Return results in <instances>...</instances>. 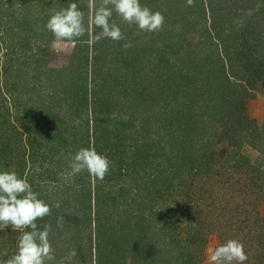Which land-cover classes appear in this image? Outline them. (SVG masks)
<instances>
[{
  "label": "trees",
  "instance_id": "obj_1",
  "mask_svg": "<svg viewBox=\"0 0 264 264\" xmlns=\"http://www.w3.org/2000/svg\"><path fill=\"white\" fill-rule=\"evenodd\" d=\"M239 1H243L241 6L238 5ZM259 3L261 7L257 12L260 17H255L253 21L257 14L256 0H194L193 6H188L186 0H151V4L140 0L142 7H148L153 12L159 11L164 16L162 30L150 33L140 31L135 24L124 23L113 12L109 22H115L126 39L118 42L102 39V45L111 48L112 43L113 48H116V53H113L115 56H129L134 53L133 46L141 39L140 45L137 46L142 55L123 65L128 73L125 78L127 84L119 85L116 79L109 80L106 75L100 74L101 70L96 69L92 74L95 77L103 75L101 82L97 78L93 80L96 84L87 86V81L82 80L71 88L58 90L59 95L54 94L48 102L35 91L34 102L27 101L26 106H23L29 115H35L47 130L40 139H33L32 144L42 148L41 150L59 155V166L62 170L70 166L72 157L81 148L95 146V151L101 155L107 150L120 153V150L125 149L134 160L135 171L132 174H139L142 170L151 176V185L161 187L159 191L151 187L152 190L146 192L145 196L150 199L162 188H169L174 179L191 181L195 187L191 190L193 194L196 189H202H199V184L208 183L209 197L214 193L219 194L215 201L225 210H228V206L233 208L234 215L229 223L236 225L239 234L235 235L234 232L233 238L236 237L244 245L248 256L244 263L264 264V230L260 229L259 225L256 226V222L261 221V210L259 204H254L248 199L252 196L251 191L255 192L259 185H264L257 184L258 176L254 175L258 172L260 175L264 174V127L256 128L254 122L247 117L245 103L247 98L254 95L255 83L264 79V0H259ZM29 4L28 0L27 5ZM171 11L180 23L169 25L168 17ZM245 11H249L246 16L252 17L250 22L242 18ZM223 12L224 16L229 12L233 13V31L222 23ZM84 25L86 28L87 20ZM172 27L178 30L194 28L201 31L203 36L207 37V47L201 46L197 52L187 51L182 32H177ZM28 40V44L32 45L34 41ZM147 42L158 44L161 49L149 52ZM125 43H131L133 46L125 49ZM73 55L79 57L77 52ZM152 60L154 64H151ZM144 61L148 62L146 66L151 67L152 73H155L156 69L155 83L161 82L164 85L165 96L158 90L152 91L156 92L155 96L149 94L143 101H146L150 113L152 111L151 115L125 118L126 103L120 94H125L126 89L133 91L132 84L135 85V91L141 87L134 80L137 74L134 71L132 74L130 70H134L135 65ZM76 63L77 61H74L70 69L75 67ZM66 72L67 69L47 71L50 77L55 76L57 80ZM63 83L64 79H60L61 88ZM146 88H142V91H147ZM20 95L23 96V92ZM138 97L140 98V93ZM152 98L155 100L153 104L149 101ZM12 103L15 111L22 107V102ZM53 107H58V111ZM90 120L94 124L91 131L88 126ZM34 124L36 127L35 122ZM130 133L137 136L135 147L129 146V141L134 139ZM92 134L94 145L91 146ZM150 134L156 136L155 148L138 146L140 141H146ZM97 137L99 140L95 144ZM120 137L124 142L123 147L119 143ZM245 147L256 150L260 159L252 162L243 155L241 151ZM0 149H6L4 155L0 153V164L7 167V161L14 153L8 149V143L1 142V139ZM156 149L164 150L163 162L156 163L158 156L153 152ZM166 150L172 153L171 157H167ZM125 157H128L127 153ZM165 161L168 162L167 165ZM222 161L227 165L219 166ZM19 164L18 166L24 168V163ZM43 171L46 175L54 173L50 169L44 170V167ZM167 174L170 175V182L165 183ZM85 175L88 176L87 171ZM235 175H238L241 183L232 178ZM106 179L105 176L102 182ZM28 183L33 187L32 182L28 180ZM87 184L83 183L75 188L73 195H76L77 199L73 203L67 198L60 199L62 205L59 209L71 210L60 214L62 223H72L77 232L80 227L86 226L94 231L95 251L92 250L87 253V257H83L81 245H77L73 255L75 264H194L200 259L202 252L199 238L203 240L207 234L217 232L212 228L202 232L201 227L194 236L189 237L191 243L178 250L180 242L169 234L171 230L167 229L165 221L157 211L151 212V218L142 213L141 216L135 214L137 206V212L139 209L144 212L146 208L143 206L144 202H140V195L132 194L129 189L119 190L121 193L116 200L117 196L104 190L99 180L92 197L91 188ZM68 187L72 189L74 186ZM137 189L138 194L147 188L138 186ZM57 190L58 187L53 186V196H56ZM37 194L39 197L41 190ZM226 195L238 196L241 201L231 205L227 202ZM189 201L187 200L188 203ZM47 203L50 208L58 209L54 200ZM92 203L96 207L94 212ZM212 203L213 200L209 205ZM51 218L56 221L60 217L48 216L39 220L38 230H43L45 224L54 226L55 222L50 224ZM225 220H228L227 216ZM159 223L161 224L157 227ZM248 223H252V226L248 227ZM7 230L12 234L10 246L14 247V241L19 239L18 230L12 229L11 226H8ZM167 245L170 248H165ZM51 246L54 249V262L65 261L68 253L58 245ZM13 247L8 251H12Z\"/></svg>",
  "mask_w": 264,
  "mask_h": 264
},
{
  "label": "rangeland",
  "instance_id": "obj_2",
  "mask_svg": "<svg viewBox=\"0 0 264 264\" xmlns=\"http://www.w3.org/2000/svg\"><path fill=\"white\" fill-rule=\"evenodd\" d=\"M29 1L30 4L27 5L28 0H0V139L1 142H7L8 149L10 148L14 153V156H12L11 159H8L7 167L0 164V172L14 171L18 178H23L26 179L27 182L28 180L29 182H32V191L37 193L41 190V195L39 197L37 196L38 199L42 201L47 200V202L54 200V205L58 202L61 206L62 203L60 199L67 198L71 203L77 199V196L73 195V193L76 190L75 188H77L78 185H83V183H88L87 185L91 188V194L93 197L94 188L99 180L89 175V173L88 176L85 175V171L72 175L70 166L66 167L65 170H62L63 168L61 169L59 166L61 161L59 155H54L48 150L44 151L41 150L42 148L35 147L32 144L33 139H40L47 128L45 129L44 126H42V123L35 118V115H29L28 110L24 106H26L27 101L34 102V99H36L33 98L35 91L40 93L44 100L48 102L52 99L54 94L55 96L59 95L58 90L71 88V86L76 83H81L82 80H86L87 86H91L92 83L96 84L93 80H97V78L99 82H101V80H103V75H106L109 80L116 79L119 85L127 84L128 81L125 78L128 77V73H126L123 65L124 63L133 61L132 59L135 60L136 56L142 55V51L138 49L141 39L136 42V45L134 44V53L129 56H126L125 54H121L123 56H115L116 48H113L112 43L111 48L105 47V45L100 43L102 39L108 40L110 38H102L96 43L92 42V37L98 35L102 30L100 28H94L91 24L92 10L88 6L89 0ZM256 1L255 13L261 7L259 0ZM73 2L76 3L78 8L84 13V21L87 20V31L83 38H78L75 41L74 45L67 41L57 42L53 34L46 28V24L55 12L66 9L68 5ZM100 3L101 0H96L97 7L100 6ZM146 3L151 4V0H146ZM242 4L243 1H239L238 5L241 6ZM247 14H249V11H245L242 18H245L247 19V22H250L252 17L249 18L246 16ZM250 15H252V11H250ZM255 17H260V13L257 12L253 21L255 20ZM231 18H233V13L229 12L224 16L223 12L222 23H224L226 28L233 31L234 26ZM168 19L169 25L179 22L176 17L172 15V11ZM172 29L177 32H182L183 40L185 39L184 46L187 51L197 52L201 46L202 48L203 46L207 47V37H204L201 31L195 30L194 28H190L189 30H178L177 28L172 27ZM140 35L142 36L146 34ZM28 39H31V42L34 41L32 45L28 44ZM77 45L80 47H76ZM157 45L158 44L151 42L147 45V50L149 52H154L157 49H161ZM75 52L79 53V57H77L79 59L75 57L76 55H73ZM74 61H77V63L75 67L70 69V65H72ZM84 61H86V63L83 64ZM147 63V61L141 62L135 65L134 70H130L132 74L133 71L137 74L134 77V80L141 87L135 91V85L132 84L131 88L133 91L126 89L127 91H124L125 94H120V97H122L126 103L125 111L127 115L125 118L138 115L150 116L152 111L150 113V108L146 105V101H143L149 97V94L155 96L156 92L152 91L158 90L162 96H165L164 85L161 82H156L157 85L155 83V79H157L155 77L156 69L154 70L155 73H152L150 70L151 67L146 66L148 65ZM154 63L155 62L153 61L151 64ZM64 69H67V72L60 75L58 80L55 76L50 77L47 73V71L50 70L58 71ZM96 69L101 70L102 72H100V74L103 73V75L95 77L92 73ZM60 79H64L62 88L59 85ZM255 84L256 89L253 91L254 95L247 98L245 103L247 117H249V119L254 122L255 127L259 129L264 127V79L257 81ZM145 87H147V91H142V88ZM22 92L23 96L20 95ZM139 93L140 98L138 97ZM13 101H15V103L16 101L22 102V107L15 111L12 103ZM149 101L151 104L155 103L153 98ZM28 106H30V104ZM53 108L56 112L58 111V107ZM257 114L262 115L258 118ZM34 122L36 123V127L34 126ZM88 126L90 127V131L94 128L92 120H90ZM157 133L156 135H160V133ZM130 136H133L134 139L129 141V146L135 147V142L138 140L136 138L137 136L134 133H130ZM155 137L153 134H150V136L147 137V140L140 141L138 146L154 149L156 146ZM98 140L99 137L95 138V144ZM119 143L120 146L123 147L124 142L121 137ZM90 144L91 146L92 144L94 145L93 134L90 138ZM125 145L127 144L125 143ZM91 148L95 149V146H92ZM5 150L6 149H0L1 155H4ZM153 152L158 156L156 163L164 161L162 159L164 150L156 149L153 150ZM241 152L252 162L260 159L259 153L251 147H245ZM126 153L128 157H125ZM167 153L168 158L172 156L170 151H167ZM5 154L7 155L8 153L5 152ZM102 155L106 156L110 161L109 173L106 175L107 179L104 182L101 180L102 188L106 191L113 192L117 196L116 200H118L121 193L119 190L129 189L132 194L140 195V202H144L145 205L143 206L146 208L144 212L143 209H139L140 211L137 212V206L135 214L137 213L138 216H141L142 213L146 217L148 216L151 218L152 213L157 211L159 216L165 221L167 229L171 230L169 234L172 235L176 241L180 242L179 247L177 248L178 250L186 248L191 243L189 242V237L194 236L197 230L201 227L202 232H206L211 228L213 230L216 229V233L207 234L203 240H200L199 238L202 252L200 259H198L197 262L195 261L194 264H209L208 256L210 249L224 244L229 239L237 240L236 237L233 238L234 232L235 235H239L236 230V225L229 223L232 221L234 215L233 208L228 206V210H225L221 204L216 202L215 198L219 194L216 195V193H214L209 197L207 191L209 190L208 186L210 185L208 183L199 184V189L201 187L202 189H196L193 194V191L191 190H194L193 188L195 187L191 184V181L174 179L169 188H162L160 192L151 196L152 199H150L145 196L146 192L151 191V187H154V190L157 191H159L161 187L151 185V176L145 174L142 170H140L139 174H132L135 171L133 167L134 160L130 158V155L125 149L124 151L120 150V153H117L114 150H107ZM19 163H24V168L18 166L20 165ZM70 164L71 163H69V165ZM167 164L168 162L165 161V165ZM218 165L223 166L227 164L222 161V165ZM43 167L44 170L50 169L51 172H54L53 175H50L51 173L46 175L43 171ZM156 169L158 170V168ZM158 173L159 172H157V174ZM254 175L258 176L257 184H264V174L260 175L258 172ZM232 178L241 183V179L238 175H235ZM168 181L170 182L169 174H167L164 179L165 183ZM70 185L74 187L70 189V187H68ZM53 186L58 187L56 196H53L52 194ZM138 186L139 188L145 187L147 189L137 194ZM258 187L259 189L256 188L255 192L251 191L250 194H252V196L248 199L254 204H259V209L261 210V215L263 217L259 215L261 221L258 223L256 222V226L259 225V228L264 230V185L261 187L259 185ZM38 188L40 190H38ZM187 191H189V193ZM91 200H93V198ZM187 200H190L189 203ZM211 200H213V203L212 205H209ZM226 200L231 205L234 203H240L241 201L238 196L232 195H226ZM120 201L121 200L119 199V202ZM47 202L45 203L48 204ZM91 205L94 212L96 210L95 204L92 203ZM72 209L75 210V208ZM66 211L71 212V210L63 208H51V215L48 216L62 217L60 214L65 213ZM78 212L80 213V211ZM48 216H45L43 219H38L36 221L37 225L39 220H44ZM226 216L228 219L227 221L225 220ZM53 223L54 226H51V232L49 233V241L51 245H58L69 255L67 254L65 261L60 260L58 263L51 261L48 262V264H75L76 259H73L72 253L76 252L77 245H81V252L84 253L83 257H87V253L94 250L93 248H95L96 243L94 231L91 228L88 229L87 226L83 228L80 227L77 232L75 228H73L72 223H69L68 221H64L62 227H58V220L55 221L51 218L50 224ZM161 223L156 226H160ZM251 226L252 223H248V227ZM163 227L164 225L161 228ZM22 231H31V229L26 228L18 230L19 237L21 236ZM11 239L12 234L7 230V227L4 230H0V264H4V262L11 258V256L17 251L19 239L16 240V242L14 241V247L10 246ZM191 246L194 247V245ZM11 247L14 249L8 251ZM165 248L168 249L170 246L167 245Z\"/></svg>",
  "mask_w": 264,
  "mask_h": 264
},
{
  "label": "clouds",
  "instance_id": "obj_3",
  "mask_svg": "<svg viewBox=\"0 0 264 264\" xmlns=\"http://www.w3.org/2000/svg\"><path fill=\"white\" fill-rule=\"evenodd\" d=\"M188 6L194 5V0H186ZM92 10L91 24L102 31L92 37L96 43L102 38L113 41L126 39L115 22L110 19L115 12L124 23L135 24L143 32H158L162 30L164 16L161 12L151 11L142 7L140 0H101L96 6V0H89ZM57 42H71L85 35L84 13L76 3H70L66 9L55 12L46 24ZM125 43V49L132 47ZM110 161L106 156L98 154L94 148H81L72 157L71 174L76 175L87 171L92 177L103 180L109 173ZM26 179L18 178L14 171L0 172V230L11 226L22 231L17 244V251L4 264H48L54 261V249L49 241L51 226L45 224L43 230H38L36 221L51 215V208L37 198ZM57 202L55 207L59 208ZM58 227H62V217L58 218ZM75 255V253H72ZM248 256L244 245L235 239H229L224 244L209 250V264H244Z\"/></svg>",
  "mask_w": 264,
  "mask_h": 264
},
{
  "label": "crops",
  "instance_id": "obj_4",
  "mask_svg": "<svg viewBox=\"0 0 264 264\" xmlns=\"http://www.w3.org/2000/svg\"><path fill=\"white\" fill-rule=\"evenodd\" d=\"M254 115H255V114H254ZM257 115H258L257 117L260 118L262 114H257Z\"/></svg>",
  "mask_w": 264,
  "mask_h": 264
}]
</instances>
